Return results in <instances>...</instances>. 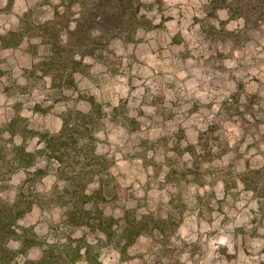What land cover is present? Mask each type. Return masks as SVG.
<instances>
[{
    "label": "rangeland",
    "instance_id": "374dc122",
    "mask_svg": "<svg viewBox=\"0 0 264 264\" xmlns=\"http://www.w3.org/2000/svg\"><path fill=\"white\" fill-rule=\"evenodd\" d=\"M60 1L0 0V36L26 30L18 46L0 43L3 154L14 143L39 149L43 133L70 130L90 111L99 130L84 132L58 163L38 154L49 174L34 186L58 191L74 170L80 188L92 176L91 191L111 177L106 214L146 217V233L122 256L101 247L100 264H264V28L244 29L213 0H143L151 24L133 41L115 39L104 58L75 54L82 70L72 77L70 66L44 75L40 34L60 19ZM203 131L209 155L197 148ZM2 172L13 194L25 173ZM54 196L49 210L20 223L53 236L67 207Z\"/></svg>",
    "mask_w": 264,
    "mask_h": 264
},
{
    "label": "trees",
    "instance_id": "16d2710c",
    "mask_svg": "<svg viewBox=\"0 0 264 264\" xmlns=\"http://www.w3.org/2000/svg\"><path fill=\"white\" fill-rule=\"evenodd\" d=\"M8 1L12 3L13 0ZM213 1L221 2V8L227 10L231 17L241 18L244 29L257 31L264 28V0ZM60 2L58 5H61V9L56 12H62L59 14L60 19L45 27L40 34L47 40L46 54L40 59L45 68L44 75L50 74L53 68L63 73L70 66L72 71L68 74L72 77V72L82 70L81 61L76 59L75 54H94L104 58V49L115 39L124 43L133 41L138 29L151 24L145 14L147 4L143 0ZM8 35L11 39H8ZM24 36L26 30L20 33L10 31L7 37L1 35V49L18 46ZM91 115L90 111L78 112L75 117L78 123L72 125L70 130H67L68 125H63L59 132L43 133L41 137L44 142L39 149L30 151L24 144L14 143L11 144L13 147L3 154L5 146H0V157L3 159L0 174L6 167L10 173L22 170L26 176L13 194L8 192L6 184L0 185V264H100L98 257L101 247L107 246L122 256L146 233L144 216L130 218V215L124 214L117 219L111 214H106L103 203L111 198L116 190V183L111 177H100L98 186L91 191L86 187L92 176L85 179L80 188L79 174L82 172L76 173L74 170L67 173L58 191L47 189L41 193L34 186L35 179L42 180L49 174V166L47 168L44 163L36 162L38 154L44 153L48 158L53 157L54 164L58 163L56 159L61 160L64 154H70L68 149L76 147L84 132L99 130L98 120ZM252 116L255 117L256 114ZM257 120L261 121L259 117ZM86 122L92 123V127L86 125ZM207 134L205 131L200 133L197 148L209 155L212 150L207 148ZM94 152L92 149V154ZM48 195H55V202L67 205L64 226L51 237L39 234L33 226L20 223L35 208L49 210L51 203L46 201ZM77 228H81L82 233L74 236L73 231ZM93 234L98 237L95 243L88 240ZM35 247L40 249V256L29 258L28 251Z\"/></svg>",
    "mask_w": 264,
    "mask_h": 264
}]
</instances>
